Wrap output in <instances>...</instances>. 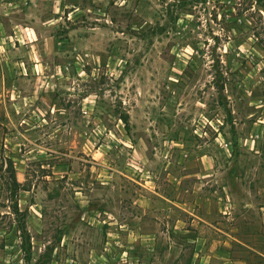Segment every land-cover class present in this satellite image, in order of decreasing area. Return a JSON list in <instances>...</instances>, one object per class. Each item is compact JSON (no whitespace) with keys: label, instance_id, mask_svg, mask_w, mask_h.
Masks as SVG:
<instances>
[{"label":"rangeland","instance_id":"374dc122","mask_svg":"<svg viewBox=\"0 0 264 264\" xmlns=\"http://www.w3.org/2000/svg\"><path fill=\"white\" fill-rule=\"evenodd\" d=\"M27 12L62 41L0 82V264H264L263 3Z\"/></svg>","mask_w":264,"mask_h":264},{"label":"crops","instance_id":"0c3cea01","mask_svg":"<svg viewBox=\"0 0 264 264\" xmlns=\"http://www.w3.org/2000/svg\"><path fill=\"white\" fill-rule=\"evenodd\" d=\"M40 1L44 2V0ZM32 2L34 0H0V82L6 84L9 81L10 86L16 84L22 76L37 81L40 76L33 68L41 65L40 58H43L46 52H55L59 49L62 41L61 36L53 34L56 25L48 23L51 20H58L57 13L49 18H41V23L38 19L33 21L27 12V9L31 8ZM44 31H49V34L41 39L39 34ZM37 48H39L40 54L36 52ZM53 70L55 72V68ZM33 93L35 94V91ZM236 180L237 178H234L233 183H236ZM245 191H247L246 188ZM245 205H250V201L245 200ZM261 209L263 210L264 207L261 206ZM208 215V213L204 216L198 215V219L194 220L199 224L201 221L211 224L210 219L205 217ZM243 216L241 215L238 219Z\"/></svg>","mask_w":264,"mask_h":264},{"label":"trees","instance_id":"16d2710c","mask_svg":"<svg viewBox=\"0 0 264 264\" xmlns=\"http://www.w3.org/2000/svg\"><path fill=\"white\" fill-rule=\"evenodd\" d=\"M259 1H260L261 3H263V6H264V0H256V2H259ZM127 120H128V119L125 117L124 122L127 123Z\"/></svg>","mask_w":264,"mask_h":264}]
</instances>
